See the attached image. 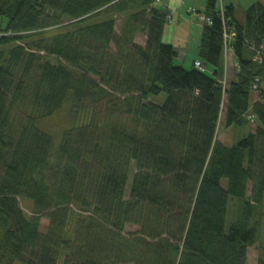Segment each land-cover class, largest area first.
<instances>
[{
  "label": "trees",
  "instance_id": "trees-1",
  "mask_svg": "<svg viewBox=\"0 0 264 264\" xmlns=\"http://www.w3.org/2000/svg\"><path fill=\"white\" fill-rule=\"evenodd\" d=\"M156 1L0 0V264H247L264 201V8L240 22L218 0L187 11L211 22L200 73L164 42L173 19ZM65 105L74 125L54 146L38 125Z\"/></svg>",
  "mask_w": 264,
  "mask_h": 264
},
{
  "label": "rangeland",
  "instance_id": "rangeland-1",
  "mask_svg": "<svg viewBox=\"0 0 264 264\" xmlns=\"http://www.w3.org/2000/svg\"><path fill=\"white\" fill-rule=\"evenodd\" d=\"M198 4L202 2V0H196ZM183 17L187 18L188 15L186 13H182ZM181 20V19H180ZM174 22V21H173ZM185 23V22H184ZM182 22V20L179 22V31L182 29H185V24ZM172 24V23H171ZM121 26V23H117V29ZM178 37V36H177ZM179 38V37H178ZM180 39V38H179ZM135 42L144 45V36L142 35H136L135 36ZM165 42V41H164ZM177 42V41H176ZM181 48H184L182 46ZM189 53H191V43L189 42ZM182 54L184 53V49L180 51ZM232 58L231 54L228 51L227 54H225V69H226V79L229 80L233 66H232ZM191 65V62H186L185 63V68H189ZM223 81V79H222ZM221 81V82H222ZM255 96V95H254ZM257 97V95H256ZM253 98V99H252ZM251 99L254 101L255 97L251 95ZM99 110V108H97ZM79 118L78 125L83 124L85 120L88 119H82ZM77 124V123H75ZM74 125L73 120L69 117V106L65 105L59 112H57L54 116L51 118L44 120L39 123V128L49 134L53 140H55V145L57 146L60 142L61 135L64 130L70 129ZM255 123H251L250 126L246 129L243 130H238L234 128H230L228 130H223V127H219L218 132H217V140L223 143L226 146H231L233 143H235L241 136L246 135L255 129ZM131 179H132V173L129 174L128 182L126 185V190H125V198L127 199L129 196L130 192V186H131ZM251 188V185H248V189ZM248 197H250V191L248 192ZM19 205L21 211L26 215L30 216L31 215V210H32V204L26 200H19ZM237 202L234 200L230 201L229 207H228V218H227V224L229 222L233 221L237 212ZM257 219L259 220V227H258V233H257V241L256 243L249 247L247 250V264H257L258 257L260 254L259 249L264 248V201L262 202V205L258 208V211L256 213ZM256 219V220H257ZM48 226V220L45 216H41L40 224H39V233L43 235L46 231V228ZM136 228L134 227H126V231H134ZM29 256L24 255L23 260H27ZM15 264H23L21 262H16Z\"/></svg>",
  "mask_w": 264,
  "mask_h": 264
},
{
  "label": "crops",
  "instance_id": "crops-1",
  "mask_svg": "<svg viewBox=\"0 0 264 264\" xmlns=\"http://www.w3.org/2000/svg\"><path fill=\"white\" fill-rule=\"evenodd\" d=\"M207 0H202L200 4L197 3L196 0H167L162 3V7L167 9L170 14H172V24L166 25L163 38L164 41L168 44L174 46L177 51V59L176 61L185 66L186 62H193L196 58V50L199 43V37L201 32V23L197 21L192 16H187V18L183 17L182 13H186L190 9H193L198 12H203L206 6ZM254 4H260L264 8V0H223V6H232L235 10V17L240 22L242 20V14L249 7ZM185 24V29L179 31V22ZM180 38H178V37ZM177 41V42H176ZM189 42L191 43V53H189ZM184 46V48H181ZM184 49V53L182 54L180 51ZM232 58V66H235L234 58L231 53ZM255 102L257 100L256 95ZM253 99V98H252Z\"/></svg>",
  "mask_w": 264,
  "mask_h": 264
},
{
  "label": "built area",
  "instance_id": "built-area-1",
  "mask_svg": "<svg viewBox=\"0 0 264 264\" xmlns=\"http://www.w3.org/2000/svg\"><path fill=\"white\" fill-rule=\"evenodd\" d=\"M156 4H160V1H156ZM222 4H223V0H218V5L220 7V13L222 14L223 12V7H222ZM199 21L200 22H206L208 25L211 24V22L208 20V19H205L203 16H197ZM168 20L169 22L172 20V14L169 15L168 17ZM234 33L233 32H224V49H225V54H227V52L229 51L230 54H231V50H230V43L233 41L234 39ZM255 52H256V56H255V60L258 62V61H261V59H263V56L261 54V49L259 50H256L255 49ZM193 67L199 71L200 73H206L208 72V69L206 68V66L204 64H202L200 61H197L195 60L193 63H192ZM223 85L226 84V82H222ZM254 89H256V85L253 86Z\"/></svg>",
  "mask_w": 264,
  "mask_h": 264
}]
</instances>
